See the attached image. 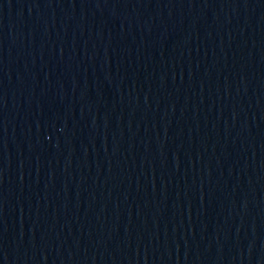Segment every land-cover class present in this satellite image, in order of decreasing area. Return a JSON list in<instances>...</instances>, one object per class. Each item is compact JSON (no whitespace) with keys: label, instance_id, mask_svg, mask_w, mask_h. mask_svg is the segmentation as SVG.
Wrapping results in <instances>:
<instances>
[{"label":"water","instance_id":"1","mask_svg":"<svg viewBox=\"0 0 264 264\" xmlns=\"http://www.w3.org/2000/svg\"><path fill=\"white\" fill-rule=\"evenodd\" d=\"M0 264H264V0H0Z\"/></svg>","mask_w":264,"mask_h":264}]
</instances>
